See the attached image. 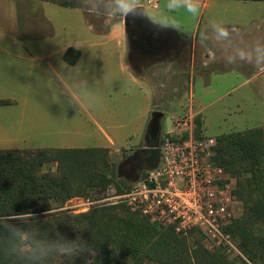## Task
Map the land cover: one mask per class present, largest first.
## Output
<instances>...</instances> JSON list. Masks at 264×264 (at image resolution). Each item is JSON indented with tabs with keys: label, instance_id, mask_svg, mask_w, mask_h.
Segmentation results:
<instances>
[{
	"label": "rangeland",
	"instance_id": "obj_1",
	"mask_svg": "<svg viewBox=\"0 0 264 264\" xmlns=\"http://www.w3.org/2000/svg\"><path fill=\"white\" fill-rule=\"evenodd\" d=\"M63 1L0 0V100L10 101L0 104V149L105 147L118 172L147 144L156 101L149 83L135 79L126 67L130 45L124 16L102 19L82 0H73L76 7H65ZM167 2L141 0L152 21L169 18L178 25L169 28L203 46L200 53L206 49L215 57L208 66L193 68L192 54L185 51L184 65H176L175 95L164 98L169 101L163 107L161 140L180 132L197 138L196 117L202 119L205 136L214 139L264 126V70L243 62L228 65L221 45L200 40V33L216 21L232 30L234 46L264 43L258 25L264 19L262 4L211 0L203 7L204 0H199L200 14L193 17L183 9L169 12ZM69 47L82 52L75 65L64 59ZM192 106L199 116H190ZM54 167L48 164L46 170ZM124 168V175L129 174L130 166ZM111 192L75 197L63 209L80 213L97 204H119L106 200ZM87 199L97 202L88 205ZM201 241L216 250L207 239ZM230 248L231 256L239 253Z\"/></svg>",
	"mask_w": 264,
	"mask_h": 264
},
{
	"label": "trees",
	"instance_id": "obj_2",
	"mask_svg": "<svg viewBox=\"0 0 264 264\" xmlns=\"http://www.w3.org/2000/svg\"><path fill=\"white\" fill-rule=\"evenodd\" d=\"M60 4L78 6L73 0ZM81 55V50L69 47L64 59L75 65ZM202 124L196 117L197 138L205 137ZM186 136L180 132L169 138ZM215 141L211 159L235 180L232 192L243 203L242 216L225 228L239 251L234 256L230 247L209 250L200 231L179 233L151 221L126 201L97 204L80 213L63 209L75 197L95 192L99 198L132 189V182L119 177L105 147L0 149V215L27 213L26 222L44 236L87 241L95 251L87 257L90 264H264V126L221 134ZM48 164L55 167L46 170ZM0 264L22 262L0 252ZM46 264L86 261L52 256Z\"/></svg>",
	"mask_w": 264,
	"mask_h": 264
},
{
	"label": "built area",
	"instance_id": "obj_3",
	"mask_svg": "<svg viewBox=\"0 0 264 264\" xmlns=\"http://www.w3.org/2000/svg\"><path fill=\"white\" fill-rule=\"evenodd\" d=\"M215 143L208 136L164 138L158 167L145 169L130 191L112 193L106 200L126 201L151 221L170 225L185 235L200 231L212 249H237L225 228L241 216L243 203L232 192L233 179L211 159ZM94 202L87 199L84 203Z\"/></svg>",
	"mask_w": 264,
	"mask_h": 264
},
{
	"label": "clouds",
	"instance_id": "obj_4",
	"mask_svg": "<svg viewBox=\"0 0 264 264\" xmlns=\"http://www.w3.org/2000/svg\"><path fill=\"white\" fill-rule=\"evenodd\" d=\"M82 3L102 19L116 16L151 19L146 16L141 0H82ZM167 9L169 12L183 9L196 17L200 14V2L168 0ZM152 22L161 29L178 27L167 17ZM93 27L94 25H89L88 28L91 30ZM200 40L202 43L221 45L228 53L225 56L228 65L243 62L264 70V43L256 42L251 47L234 46L232 30L222 23L212 21L209 30L200 33ZM29 215H0V252L15 257L22 264H46L52 256L82 257L85 258L86 264H90L87 257L94 256L95 251L87 241H68L62 236L59 239L44 236L26 222Z\"/></svg>",
	"mask_w": 264,
	"mask_h": 264
},
{
	"label": "crops",
	"instance_id": "obj_5",
	"mask_svg": "<svg viewBox=\"0 0 264 264\" xmlns=\"http://www.w3.org/2000/svg\"><path fill=\"white\" fill-rule=\"evenodd\" d=\"M209 1L211 0H204L202 6L203 7H208ZM217 1H222V2H231L233 1L237 2V4L240 3H247L249 1L245 0H217ZM253 4H262L264 8V0H251ZM157 6V5H156ZM256 24V23H255ZM258 24V23H257ZM261 28L262 31H264V19L261 24H258ZM170 33H174L178 36V38L181 40V42H185L183 44L184 48H187L189 50L190 54L191 52L193 53L192 56L190 55V62L193 66V68L197 67H203V66H208L210 64V60L215 57V53L212 51H207L205 48V51L203 53H200V49H203V46H199L197 42H191L189 38H187L184 34L177 30H173L171 28H168ZM130 45V43H129ZM218 45V44H216ZM197 48V52H196ZM130 49V54L128 56V63L126 67L128 68L129 71L132 72L133 76L135 79L140 80V81H146L149 83L151 87L150 91V96L155 98L156 105L155 109L160 110L163 112L164 106L168 105L169 100H165L167 96H169V93L171 95H175V90L176 87L174 86V78L176 77L177 74V69L176 65H179L180 67L182 64L184 65V57H185V49L183 51H180L178 53H175V50H171L170 54H165V55H158L156 57H153L151 59H144L142 60L141 58L136 57L134 52L131 47ZM198 53L201 55L196 56L195 54ZM196 56V57H195ZM138 58V59H137ZM200 58V59H199ZM209 63V64H208ZM180 76V74H179ZM179 92V91H178ZM181 93V91H180ZM161 97L163 99H161ZM161 102V103H160ZM163 108V109H162ZM149 113L148 109H145V113ZM190 116H193V114H200L199 112H195L194 106L189 108ZM165 116V114H164ZM149 123V122H148ZM148 127V124H147ZM147 130V128H146ZM57 148V147H56ZM59 148H65V147H59Z\"/></svg>",
	"mask_w": 264,
	"mask_h": 264
},
{
	"label": "water",
	"instance_id": "obj_6",
	"mask_svg": "<svg viewBox=\"0 0 264 264\" xmlns=\"http://www.w3.org/2000/svg\"><path fill=\"white\" fill-rule=\"evenodd\" d=\"M144 12L147 17L146 7L143 6ZM127 37L130 43V47L133 50L136 46L142 47L146 44L149 48H153L157 43L161 41L162 33L169 31L168 28H159L151 19L148 18H133L131 16L124 17ZM164 112L155 110L152 113L151 119L148 123L146 130L147 144L139 150L143 153H147L145 159V165L140 169L139 172L129 174L123 173V168L126 166L129 158L122 163L119 167V177H127L131 182H136L141 175V172L145 169L153 170L156 169L161 160V136H162V119Z\"/></svg>",
	"mask_w": 264,
	"mask_h": 264
},
{
	"label": "flooded vegetation",
	"instance_id": "obj_7",
	"mask_svg": "<svg viewBox=\"0 0 264 264\" xmlns=\"http://www.w3.org/2000/svg\"><path fill=\"white\" fill-rule=\"evenodd\" d=\"M183 44H185V42H181L176 34H171L170 31H164L162 33L161 41L157 43L155 47L149 48L146 44H144L142 47L136 46L133 51L136 52V57L139 56V58L142 60H149L158 55L170 54L171 50H175V53L183 51V49L187 50V48L183 47ZM191 54L193 53L191 52ZM146 156L147 153L137 150L134 155L129 158V161L126 165L130 166V170L132 172L136 171L137 169H141L145 165ZM124 170L125 168H123V171Z\"/></svg>",
	"mask_w": 264,
	"mask_h": 264
}]
</instances>
